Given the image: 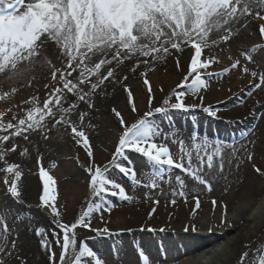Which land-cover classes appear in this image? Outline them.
I'll use <instances>...</instances> for the list:
<instances>
[{"label":"bare ground","instance_id":"obj_1","mask_svg":"<svg viewBox=\"0 0 264 264\" xmlns=\"http://www.w3.org/2000/svg\"><path fill=\"white\" fill-rule=\"evenodd\" d=\"M250 7L252 15L240 16L238 12L239 19L225 26L231 28L232 32L227 42L221 39L227 34L225 28L214 30L209 34L208 46L202 52V60L214 57L219 61L212 64L207 71L202 70L208 87L199 93V96L203 97V106L216 111L215 119L204 118L201 113L196 112L203 111V107L189 111L181 110V116L189 115L193 119H174L176 124L172 127L170 122L165 124L160 121L168 111L162 116L153 113L150 118L159 131L168 137L167 140L161 137L157 142L166 143L174 158L180 155L179 143L172 142L174 135L176 140L185 142L186 150L191 148L194 163L198 161L195 159L196 149L191 140L193 136L197 137L198 141L207 138L213 144L219 141L230 146L222 149V171L219 168L220 158L214 161L216 166L211 173L214 177L212 191L197 184L179 169L166 173L165 180L170 174L171 184L161 182L156 189L133 185L129 176L116 170L120 171V167L134 168L138 178L143 179L158 169L146 157L130 150L125 151L127 159L117 157L115 163H110L123 132L115 124V114L112 110L115 108L120 111L126 124L130 125L151 108L161 106L163 99L174 91H187V88L181 89L177 85L183 83L188 74V62L190 56L194 55L193 48L182 46L180 51L170 48L168 54H160V58L154 61L151 57L145 58L137 54L122 63L113 61L111 65L103 66L101 72L106 75L107 70L111 68L114 70V77H110L86 97L85 102L79 100L78 94L63 89L58 80L52 79L55 69H66L67 58L54 42H45L41 56L31 63L26 62L29 67L24 65L26 69L23 70L22 78L10 84L20 89L17 98L23 99L15 104L18 107L13 118L16 122L19 118L26 119V113L31 106L42 108L43 103L53 96L54 89L61 88V106L71 108V105L75 104L76 107L67 114L54 108L55 119L65 115L66 120L82 128L88 136L93 155L89 158L85 149L77 143L79 138L74 137L71 128L67 124H55L53 117H46L40 130H28L21 136L12 135V144L2 153L0 169L15 164L19 166L17 170L22 176L23 172L26 175L17 182L21 195L13 197L8 187L15 178L14 174L0 171V217L9 229L5 240L3 227L0 225V246L5 249L0 252L3 264H52L50 257L53 252L56 264H59V256L63 251L56 243L59 239L62 244L63 233L59 224L75 223L90 204L101 202L99 198H93L89 187L91 177L87 168L92 164L101 168L107 165L106 174L123 185L133 200L127 202L118 197H105L114 205L112 211L98 212V218L93 217L96 213L94 211L91 214L90 229L77 227L76 253H72L70 249V255L66 256L64 264H74L75 255L82 245L89 249H99L102 253L110 245L114 252L103 259L105 264H145L138 254L141 251L147 257V264H240L244 252L248 253L244 264H256L260 255L264 256V251H257L264 249V175L256 171V168L264 170V85L255 87L260 83V77L264 76V36L260 33V25L264 24V20L255 15L256 12L264 15V2L252 0ZM244 19L251 20L253 25L240 31ZM145 59L149 63H143ZM98 60L99 58H96V62ZM177 60L179 67L173 68ZM237 61L238 66L231 68ZM225 68L229 69L227 73L223 71ZM245 68L248 69L247 73L244 72ZM209 72L212 75H208ZM252 72L257 74L256 77L251 75ZM144 74L151 83V108L148 104V86L144 81L143 84L138 81ZM77 77L78 71L69 78L77 82ZM91 79L96 81L95 76ZM125 86L133 93L136 112L132 111ZM80 87L84 91H90V85ZM28 99H31L32 103L27 107ZM186 103L201 102L198 97L189 94ZM81 114H84L83 121L80 119ZM256 122L258 124L250 134L245 132V135L241 136L242 134L237 133ZM183 123L186 129L180 130ZM8 131L11 134L15 129ZM25 135L27 139H24ZM13 146L15 151H11ZM208 151H211V148ZM76 159L86 173L74 167L73 162ZM59 160L61 164L56 166L55 162ZM41 167L55 180L57 199L50 201V204L56 205L59 217L53 216L51 207L45 206L41 199L44 194ZM177 175L187 185L185 191L188 202L185 203L183 198L176 196L177 203L172 205L171 190L178 189L175 181ZM5 178L9 181L7 185L4 183ZM193 197H199L201 202L195 214L192 213L195 204ZM153 200H159L160 203L155 205ZM213 200L218 202L215 208ZM221 203L227 206V221L233 225L231 227L227 223H220ZM153 207L156 212L150 219L149 213ZM193 225L195 231L191 230ZM105 227L109 229L110 234L102 233ZM186 227L188 231H185ZM39 228L45 229L51 250L41 246V237L35 234ZM148 228L155 231H148ZM161 228L164 231H159ZM97 229L101 231H95ZM104 236L107 240H99ZM246 245L248 247H245ZM134 248L137 254L131 253ZM82 264H94V261L85 258Z\"/></svg>","mask_w":264,"mask_h":264},{"label":"snow or ice","instance_id":"obj_2","mask_svg":"<svg viewBox=\"0 0 264 264\" xmlns=\"http://www.w3.org/2000/svg\"><path fill=\"white\" fill-rule=\"evenodd\" d=\"M251 2L252 0H27V2L26 0H0V73L8 70L15 71L23 62H33L41 56V49L45 42L50 40L61 49L62 55L67 58L66 69H55L52 72V79L62 83L63 89H66L67 92L78 94L80 101L87 102L86 97L95 92L110 77H114V70L111 68L104 75L101 72L103 66L111 65L113 61L122 63L123 60L137 54L145 58L151 57L154 61L160 58V54H168L170 48L180 51L182 46H190L194 49V55L191 58L188 74L184 77L183 83L177 85L178 88H187V91H174L163 99L161 106L151 108L152 88L148 79L145 78L144 83L148 86L149 92L150 111L145 112L143 117L128 125L120 111L115 108L112 110L119 119L123 132L119 137V144L110 163H115L117 157L127 159L125 151L130 150L146 157L158 169L143 179H139L134 168L120 167V171L131 178L133 185L156 189L161 182L171 184L172 177L169 174L165 180L166 173H170L172 169H179L197 184L212 191L214 177L211 176V173L216 166L214 161L216 158H220L219 168L222 171V149L230 146L219 141L213 144L207 138L198 141V138L193 136L191 140L194 142L195 159L198 161V163H194L191 148L186 150L185 142L176 140L174 135L172 142L180 145V155L178 158H174L166 143L157 142L161 137L164 140H167L168 137L159 131L150 118L153 113H166L169 110L189 111L197 107H203V111L209 116L217 115L211 107L203 106V97L199 96V93L208 87L202 70L207 71L212 64L219 61L214 57L202 60V52L208 46L209 34L238 20V12L240 16L252 15ZM255 15L264 20V15H261L260 12H256ZM225 31L227 34L223 35L221 39L227 42L232 34L231 28H225ZM260 33L264 36V24L260 25ZM96 58H99L98 62H96ZM142 62L149 63L147 59ZM48 63L51 62L48 61ZM238 63V61L233 63L231 68L235 69ZM177 67H179L178 60ZM77 71V82H74L69 77H72V74ZM223 71L227 73L229 69L225 68ZM244 72L247 73L248 69L245 68ZM144 75L146 77V74ZM208 75H212V73L209 72ZM251 75L256 77L257 74L252 72ZM93 76L96 77L95 82L91 79ZM124 79L126 80L127 77ZM81 85H90V91H84L80 87ZM262 85H264V76L260 77V83L255 87L260 88ZM125 91L129 103L132 105V111L136 112L131 89L125 86ZM61 92V88L54 89L53 96L43 103L42 108L29 109L26 119H19L18 124L9 122L5 125L0 122V132L15 129L10 135L21 136L28 130H40L46 117L55 119L54 108H58L60 113H69L76 105L72 104L71 108L62 107ZM189 94L198 97L201 103H186V97ZM6 95L7 93L0 95V100L4 99ZM89 107H91L90 103ZM2 116L3 113H0V117ZM83 118L84 114H81V121ZM62 123L71 128L74 137L79 138L77 143L85 149L91 158L93 155L91 145L82 128H78L70 120H66L65 115H60L59 119H55V124ZM9 138V135L0 136V142H7ZM27 138L25 135L24 139ZM209 148L211 151H208ZM11 151H15V146ZM233 152H235L234 148ZM0 159H3L2 154H0ZM248 159H251V155L248 156ZM117 166L119 167V165ZM18 167V165L9 164L0 169L5 173L14 174L15 178L8 187V191L13 197L21 195L17 183L21 179ZM87 171L91 177L89 187L92 196L99 198L101 202L90 204L75 223L71 225L59 224L63 233L62 244L59 239L56 241L63 249L59 256V264H64L66 256L70 255V249L72 253H76L75 230L77 227L90 229L91 214L94 211L109 213L112 211L114 205L105 197H118L127 202L133 200L123 185L106 174L107 165L101 168L92 164L87 168ZM256 171L264 175V170L256 168ZM40 175L44 183V194L41 199L45 206L51 207L52 215L59 217L60 213L56 205L50 204V201L54 202L57 199L55 180L43 167H41ZM175 181L178 189L171 190L173 199L170 200V204L176 205V196L183 198L187 203L185 181L179 175L175 177ZM4 183L6 185L9 183L7 178ZM193 199L195 204L192 213L195 214L196 210L200 208L201 202L199 197H193ZM159 203V200H153V204L158 205ZM212 204L215 208L218 202L213 200ZM219 206L222 208L220 223H227L229 227L233 226L227 221V206L222 203ZM155 212L156 208L153 207L149 213L150 219ZM0 225L3 227L2 234L6 240L9 229L2 217H0ZM147 230L155 231L152 228ZM188 230L186 227L185 231ZM191 230H196L194 225ZM209 230L211 231V229ZM95 231L100 232L101 230ZM159 231L162 232L164 229L161 228ZM102 233L110 234L106 227ZM35 234L41 237V246L51 250L52 246L47 239L45 229L39 228ZM12 244L15 247V241ZM4 250V247L0 246V252ZM257 251H264V249H257ZM139 255L147 264L146 255L142 251ZM247 256V252L242 254L240 264H244ZM85 258H91L94 264H105L97 253L82 245L78 254L75 255L74 264H82V260ZM50 259L52 264H56L54 252ZM0 264H3L2 260H0ZM258 264H264V256H261Z\"/></svg>","mask_w":264,"mask_h":264},{"label":"rangeland","instance_id":"obj_3","mask_svg":"<svg viewBox=\"0 0 264 264\" xmlns=\"http://www.w3.org/2000/svg\"><path fill=\"white\" fill-rule=\"evenodd\" d=\"M250 25H253V22L251 20L244 19V20H242L241 28H239V30L240 31H242L243 29L247 30V28L250 27ZM192 56H193V54L190 56V58H192ZM57 61H59V58H57ZM190 63H191V59H190V62H188L189 66H190ZM176 64L177 63H175L172 67L173 68H177V65ZM24 65L27 66L28 64L26 62H23V63H21L18 66V69L15 70V71L8 70V71H5L3 74L0 73V95H4L5 93H7V95L4 97V99L0 100V113H3V116L0 117V122L4 123L5 125L7 123H9V122H11L13 124H18V121L16 122V120L13 118V115L16 112L17 107H18L15 104L18 103V102H20V100H23V99L22 98H19V99L17 98L18 95H19V93H20V89L17 88L16 86H11L10 84L11 83H14L16 81H19L22 78V75L24 74V71L23 70L26 69V67ZM27 67H29V66H27ZM145 78H147V77L143 76V78H141L140 80H138L139 83L140 84H143V81H144ZM147 79L149 80V78H147ZM141 91H143V89ZM31 103H32V100L31 99H28L27 100V107L30 106ZM32 107L33 106H31V108ZM25 110H27V109H25ZM196 112L201 113V115L204 118H207V119H213L214 120L215 117H216V116L215 117L209 116L205 111H202V110H199V111H196ZM168 114H171V115H168ZM168 114H166L164 117H161L160 118V121H161V123L163 122L165 124L168 123V122H170L169 124L171 125V127L176 124L175 121H174V119L184 118L185 121H186V119L188 121L191 120V119H193V117H191L189 115L181 116L183 114L181 110H169L168 111ZM162 115H164V114L163 113L157 114V116H162ZM194 118H197V117H194ZM19 119H21V118H19ZM113 120H115V124H117L118 127H120V129H121L120 131H122L123 129H122L120 123H119V119L115 116ZM257 124H258V122L254 123L253 125H247L246 127H244V129H243L242 132H237V133L238 134H242L241 136H244L245 135V132H247V134H250L256 128ZM181 125H182L183 128L180 129V130H185L186 129L185 123H183ZM155 126H157V125H155ZM3 135H9L10 138H9V140L7 142H0V153L1 154L3 153V151L5 149L6 150L8 149V146L10 144H12V143H10V141L14 138V136L10 135V131H8L6 133L5 132H0V136H3ZM17 156L19 157L18 154H17ZM30 161H31V159H30ZM75 162H73L74 167L77 168V169H79L81 172H85L86 173L85 169L79 164V162L77 161V159H76ZM60 164H61L60 163V160L55 162V165L56 166H60ZM31 167L34 168L33 164L31 165ZM116 171L117 172H121L119 170H116ZM25 175L26 174L24 172H23V176H22V173H21V179L23 177H25ZM262 198H264V192H263ZM41 208H43V207H41ZM93 217L94 218H98V212H96ZM104 239H106L105 236L103 238L99 239V240H104ZM218 248L220 249V247H218ZM91 250H93L95 253H97L98 254V257L100 259H102V260L104 258L110 256L111 253L114 252V250L110 247V245H108V247H106L104 253L98 251L99 249L98 250L91 249ZM131 253H136L135 248L131 250ZM138 254H139V252H138ZM261 256H263V255L261 254L260 255V258H261ZM89 259L91 260V258H89ZM259 259L257 260V263L256 264H258ZM214 261L216 262V257H215Z\"/></svg>","mask_w":264,"mask_h":264}]
</instances>
